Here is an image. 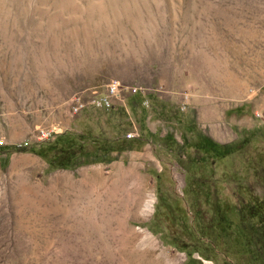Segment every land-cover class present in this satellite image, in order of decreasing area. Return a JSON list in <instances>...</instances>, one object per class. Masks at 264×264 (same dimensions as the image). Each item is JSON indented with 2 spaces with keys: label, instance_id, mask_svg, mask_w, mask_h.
Segmentation results:
<instances>
[{
  "label": "rangeland",
  "instance_id": "374dc122",
  "mask_svg": "<svg viewBox=\"0 0 264 264\" xmlns=\"http://www.w3.org/2000/svg\"><path fill=\"white\" fill-rule=\"evenodd\" d=\"M111 80L141 92L73 113L75 95ZM263 128L264 0H0V264H129V243L152 253L143 264H264L250 210L264 139L222 148ZM66 131L132 144L53 169L29 150ZM73 142L67 164L82 158ZM119 168L145 180L152 207L87 238L64 215L86 201L69 178Z\"/></svg>",
  "mask_w": 264,
  "mask_h": 264
},
{
  "label": "bare ground",
  "instance_id": "6f19581e",
  "mask_svg": "<svg viewBox=\"0 0 264 264\" xmlns=\"http://www.w3.org/2000/svg\"><path fill=\"white\" fill-rule=\"evenodd\" d=\"M68 185V187L77 191L78 197L85 198L86 201L78 198V203L69 209L67 208L64 215L72 216L76 220L75 230L83 233V236L85 234L88 236L87 238H92L94 235V237L100 236V238H103L101 237L100 231L104 226L111 223L122 225V221L129 217L145 215L152 207V196L146 202L142 200L144 193H147V185L145 180L138 176L134 168H119L109 176L97 173L85 175L81 180L69 178ZM100 188H103L107 194L106 202L103 204L100 203V198L103 197L99 192ZM120 192L123 194L128 193L129 199L119 198L118 194ZM83 193H85L84 197ZM121 197H123L122 194ZM96 217L99 219H95ZM95 220L101 223L98 224ZM105 244L108 245L107 243ZM128 248L127 256L131 260L130 262H132H129V264H143L152 256V253H148L147 251L144 253L134 250L130 246V243L128 244ZM136 261L138 262L135 263Z\"/></svg>",
  "mask_w": 264,
  "mask_h": 264
},
{
  "label": "trees",
  "instance_id": "16d2710c",
  "mask_svg": "<svg viewBox=\"0 0 264 264\" xmlns=\"http://www.w3.org/2000/svg\"><path fill=\"white\" fill-rule=\"evenodd\" d=\"M68 137L67 140L64 138ZM260 138L264 139V128L260 130H253L247 136V138L239 143H230L222 145V148L226 152L236 151L239 148L243 147L246 143L249 142L250 138ZM78 139L77 142V150L80 151L81 159L76 161L73 164H67L63 161V155H69L71 153V144L76 143L73 142V139ZM90 139V144L93 146L91 150H87L86 148V139ZM208 141H211L207 138ZM214 143L213 141H211ZM67 144L68 147H64L63 144ZM111 145V147L104 149V145ZM132 141L125 137H118L115 139H106L99 136H91L88 133H78L74 131H66L62 134H57L53 140H44L38 143H35L33 146L29 148L30 151H33L40 157H42L47 163L50 169L53 168H66L73 167L81 164H86L90 162H110L113 159H116L117 156L124 150L129 149L131 147ZM19 148L22 146H18ZM2 148V146H0ZM100 150V153H98ZM116 152L115 155H111L112 152ZM264 208V199L258 200L254 199L252 205L250 206L251 215L256 216L259 215L261 223L264 227V214L260 213V211ZM259 211V212H258ZM190 255V254H189ZM191 261H194L191 258ZM200 263V262H199ZM201 264V263H200ZM229 264V263H225Z\"/></svg>",
  "mask_w": 264,
  "mask_h": 264
},
{
  "label": "built area",
  "instance_id": "2783aa9c",
  "mask_svg": "<svg viewBox=\"0 0 264 264\" xmlns=\"http://www.w3.org/2000/svg\"><path fill=\"white\" fill-rule=\"evenodd\" d=\"M127 89L130 93L141 92V88L137 85L124 86L118 80L109 81L103 92L92 90L87 98H83L81 95H75L72 98V110L73 113L82 111L85 107L108 109L114 105L115 100L121 98L122 92ZM131 133L126 134L129 138Z\"/></svg>",
  "mask_w": 264,
  "mask_h": 264
}]
</instances>
